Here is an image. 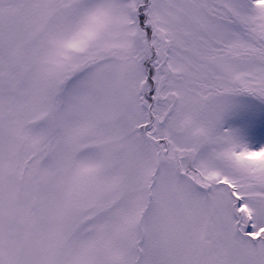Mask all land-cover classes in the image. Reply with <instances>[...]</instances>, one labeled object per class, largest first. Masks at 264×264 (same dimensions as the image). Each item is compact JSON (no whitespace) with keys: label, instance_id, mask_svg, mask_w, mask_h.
Masks as SVG:
<instances>
[{"label":"snow or ice","instance_id":"obj_1","mask_svg":"<svg viewBox=\"0 0 264 264\" xmlns=\"http://www.w3.org/2000/svg\"><path fill=\"white\" fill-rule=\"evenodd\" d=\"M0 264H264V0H0Z\"/></svg>","mask_w":264,"mask_h":264}]
</instances>
